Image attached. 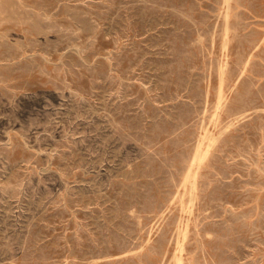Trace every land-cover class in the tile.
I'll return each mask as SVG.
<instances>
[{
  "label": "rangeland",
  "instance_id": "obj_1",
  "mask_svg": "<svg viewBox=\"0 0 264 264\" xmlns=\"http://www.w3.org/2000/svg\"><path fill=\"white\" fill-rule=\"evenodd\" d=\"M178 255L264 264V0H0V264Z\"/></svg>",
  "mask_w": 264,
  "mask_h": 264
},
{
  "label": "bare ground",
  "instance_id": "obj_2",
  "mask_svg": "<svg viewBox=\"0 0 264 264\" xmlns=\"http://www.w3.org/2000/svg\"><path fill=\"white\" fill-rule=\"evenodd\" d=\"M209 144L210 143H208V145H207V147H206V149H205V151H204V153H203V156H205L206 155V153H207V151H208V148H209ZM199 145H200V143H198V146H197V150H198V147H199ZM197 150H196V152H197ZM191 176V175H190ZM188 204V203H187ZM179 249H182V243H179V247H178ZM176 264H180V256L178 255L177 256V263Z\"/></svg>",
  "mask_w": 264,
  "mask_h": 264
}]
</instances>
